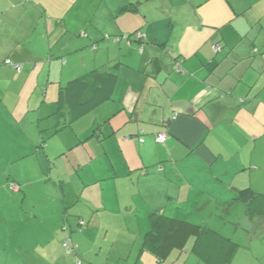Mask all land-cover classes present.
Segmentation results:
<instances>
[{
    "label": "crops",
    "instance_id": "crops-1",
    "mask_svg": "<svg viewBox=\"0 0 264 264\" xmlns=\"http://www.w3.org/2000/svg\"><path fill=\"white\" fill-rule=\"evenodd\" d=\"M150 1L154 13L141 11L144 0L111 8L126 18L113 40L98 35L91 8L76 13L77 0H56L54 8L51 0H0V111L10 110L8 94H28L25 109L33 114L11 117L43 137L72 129L84 148L69 182L60 176L52 198L35 204L46 214L12 219L13 227L26 224L14 230L18 246L8 264H164L144 245L153 227L149 236L157 237L160 215L210 223L226 216L222 208L230 215L232 205L244 204L234 201L241 190L264 192V119L257 120L264 115V0H223V21L212 25L200 14L211 0ZM153 14H169L171 34L150 33ZM133 20L135 28L127 24ZM115 60L112 98L62 127L61 86ZM159 133L167 134L164 143ZM93 140L97 154L85 151ZM86 195L103 196L90 202ZM39 218L42 226H32Z\"/></svg>",
    "mask_w": 264,
    "mask_h": 264
},
{
    "label": "rangeland",
    "instance_id": "rangeland-1",
    "mask_svg": "<svg viewBox=\"0 0 264 264\" xmlns=\"http://www.w3.org/2000/svg\"><path fill=\"white\" fill-rule=\"evenodd\" d=\"M119 1L77 0L76 13L80 10L85 12L88 8H91L92 12H96L94 22L97 23L99 28L98 35L104 32L103 34H107L110 39L114 40V38L116 39V35L119 34L117 29H121V27L119 28L117 26L119 24L118 22H124L126 20L125 16L110 14L111 8H117ZM70 5L72 4H66V6ZM225 5L223 0H211L205 6L206 9H201L200 14L205 15V21L208 25L222 23L223 17L221 15L225 14ZM50 6L52 8L57 7L56 0H51ZM141 7V11L144 12H153L154 10V4L150 0H144ZM193 13L192 15L196 18L197 16ZM200 14L196 18L197 21L201 18ZM145 18L146 14H140L137 17L142 22ZM237 21H240V19H237ZM245 21L247 22V20ZM132 23L127 24L135 28L134 23L136 24V20H133ZM167 24H169V14L166 17L161 14L157 16L154 14L151 15V23L148 25H151L150 33L155 32L159 37L168 36L172 32V28ZM129 32L131 40H139L136 29H131ZM216 33L219 34L217 31ZM124 34V36H127L128 33L125 32ZM177 34L179 32L177 30L174 31V35ZM153 39H157V37L154 36ZM116 61L109 62V64H113ZM108 66L110 65H103L102 67ZM27 97L28 94L22 95L21 97L15 93L8 94L6 100H10V110L0 111V258L4 259V262H0V264H8L9 259L12 257L10 255V249H16L18 246V241L14 236V230H25L26 223L23 222L25 219H28L26 217L28 216L26 209L34 213L35 209L32 207L33 205L38 204L40 200L52 198V196H47L51 192L49 189L62 185L60 176H62L61 178L65 182L64 185H66L72 175H74V165H78L75 156L84 152V148L80 146L81 144H77L76 139L78 136L72 129L62 130L51 137L50 134H45V137L48 139L44 141L45 137L42 134L35 133L34 126H31L25 119L11 117V113L15 117H21V114H33V112H28L25 109L27 106ZM15 99L18 104L14 101ZM32 103H34V100H31ZM260 113H257L258 121L264 119V115ZM6 115L8 116L5 117ZM45 143L46 145L43 147ZM86 150H91L95 154L99 152V147L96 145L95 140L86 144ZM17 182L22 186V192L20 194L10 187L12 183ZM26 183H29L30 188L25 196L24 188L26 187ZM258 184H260L259 181ZM262 184H264V181ZM261 190L264 191V188ZM99 196L97 197L99 198ZM94 198L90 199L89 195L84 197V199L90 202ZM36 209L39 210L37 213L40 215H43L41 214L42 212L46 214V211H43L44 208L37 207ZM223 209L226 208H222L221 213L226 216H221L218 219L213 217L210 223L207 221H194L195 219L191 221L202 225L212 224L214 227L220 228L225 233L231 235L232 240L238 245L232 255V264H264V226L258 220L262 218L257 217V222L253 224L254 220L247 216L245 206L240 202H236L234 206L232 205V214L230 215H227ZM16 215H20L23 222L19 223V225L16 223L15 225H18V227H13L15 222L13 223L12 219ZM192 218L197 217L193 215ZM40 220L41 218L36 220V223L32 226L38 228L42 226L38 225ZM30 229L27 228L28 231ZM134 239H137V237H134ZM193 243L194 238L192 237L183 251L177 250L164 264H206L193 253ZM135 252H137L136 248L134 249ZM144 255L151 257L148 253ZM145 258L146 256H144V260Z\"/></svg>",
    "mask_w": 264,
    "mask_h": 264
},
{
    "label": "trees",
    "instance_id": "trees-1",
    "mask_svg": "<svg viewBox=\"0 0 264 264\" xmlns=\"http://www.w3.org/2000/svg\"><path fill=\"white\" fill-rule=\"evenodd\" d=\"M106 65L110 66L97 67L61 86L56 115L62 112L68 113L62 127L70 126L72 122L112 98L119 79L121 61ZM17 183H12L10 187L20 194L22 186ZM235 200L244 202L246 212L252 219L257 217L264 219V192L246 188L240 191L238 197L234 198ZM32 207L36 209L44 205H33ZM26 212L30 210L26 209ZM156 230L153 227L146 233L144 245L147 248L151 247L149 249L161 263L166 262L174 251H183L192 237L194 238L193 253L206 264H232V255L238 246L230 236L210 225L198 224L175 216L160 215L158 234L153 239L149 235ZM67 240L68 238L64 242ZM80 260L83 263V260Z\"/></svg>",
    "mask_w": 264,
    "mask_h": 264
},
{
    "label": "built area",
    "instance_id": "built-area-1",
    "mask_svg": "<svg viewBox=\"0 0 264 264\" xmlns=\"http://www.w3.org/2000/svg\"><path fill=\"white\" fill-rule=\"evenodd\" d=\"M221 49V46L220 45H216L215 46V50L216 51H219ZM15 67L20 71L22 69V66L21 65H15ZM158 139L160 142L164 143L166 140H167V134L166 133H159L158 134ZM81 223H83V221H81ZM65 246L66 248L68 249L69 252L72 251V249L74 248V245L70 242V241H65ZM75 264H83L82 261L78 258L76 260V263Z\"/></svg>",
    "mask_w": 264,
    "mask_h": 264
}]
</instances>
